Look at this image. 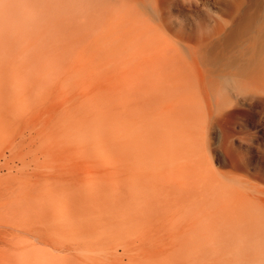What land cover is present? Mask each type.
<instances>
[{"label":"bare ground","instance_id":"obj_1","mask_svg":"<svg viewBox=\"0 0 264 264\" xmlns=\"http://www.w3.org/2000/svg\"><path fill=\"white\" fill-rule=\"evenodd\" d=\"M195 2L0 0V264H264V171L230 150L217 171L210 139L264 103V43L206 72L177 18ZM97 72L122 78L118 108L60 104Z\"/></svg>","mask_w":264,"mask_h":264},{"label":"rangeland","instance_id":"obj_2","mask_svg":"<svg viewBox=\"0 0 264 264\" xmlns=\"http://www.w3.org/2000/svg\"><path fill=\"white\" fill-rule=\"evenodd\" d=\"M240 2V6L234 7L228 0H196L192 9L185 12V16L177 17L192 24L186 31L188 33L186 43L203 46L200 66L206 72H219L221 70L219 68L224 64L223 69L227 67V63L231 62L229 60L238 59L241 49L264 43V0H240ZM228 17L231 19L229 20ZM226 19L228 25L224 23ZM223 24L227 25L224 30L221 28ZM70 81L69 88L73 85L71 93L67 92L66 88L59 93V102L62 105L67 100L69 102L70 98L75 95L83 101L88 97L95 103L107 102L118 108L124 98L123 80L120 76L104 75L100 72L92 76L76 74ZM64 91L66 95L63 94ZM231 99L232 97H224L223 100L226 102ZM234 106L233 103L226 109L225 117L219 123V127L213 126L210 130L211 159L217 171L229 173L233 170L231 158L227 155V150H230L233 156H237V164L244 167V163H248L252 174L255 175L257 166L264 171L263 97L256 98L252 106L240 108ZM225 132L231 134L228 147H225ZM61 155L63 154L57 156L56 163L65 165L63 167H70ZM109 157L117 159L112 154ZM82 163V160L77 162L78 168L83 170L81 177L93 179L95 172L91 168L84 167ZM238 174L241 175L244 172L240 170ZM252 181L261 187L264 186V177L257 176V173L252 177ZM117 183L118 181L112 180L110 185ZM83 189L87 190L83 187L81 191ZM141 261L143 264L148 263L146 258Z\"/></svg>","mask_w":264,"mask_h":264}]
</instances>
